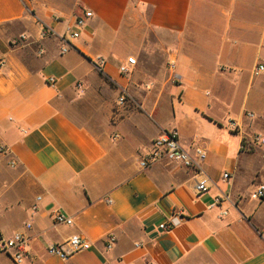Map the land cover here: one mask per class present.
<instances>
[{
	"label": "crops",
	"instance_id": "1",
	"mask_svg": "<svg viewBox=\"0 0 264 264\" xmlns=\"http://www.w3.org/2000/svg\"><path fill=\"white\" fill-rule=\"evenodd\" d=\"M263 62L264 0H0V235L29 239L24 264H264V200L251 197L264 185ZM171 130L193 158L205 151L200 175L140 168ZM74 235L91 248L48 254Z\"/></svg>",
	"mask_w": 264,
	"mask_h": 264
},
{
	"label": "built area",
	"instance_id": "2",
	"mask_svg": "<svg viewBox=\"0 0 264 264\" xmlns=\"http://www.w3.org/2000/svg\"><path fill=\"white\" fill-rule=\"evenodd\" d=\"M93 14L91 12H85L83 16L76 18L72 26H69L65 34L62 36L61 41L64 44L63 53L70 50V42L77 40L81 36L82 29L86 26L87 20L91 18ZM44 37L54 36L55 31L52 28L46 27L43 30ZM26 40V36L21 35L11 42L12 45H18L20 42ZM98 64L100 66H105L106 61L103 58H98ZM137 63L136 58H128L129 66H135ZM175 59L171 60L169 63L170 70L175 68ZM120 72L122 74L129 73L128 66H120ZM254 76H260L264 73V62L256 66L254 70ZM48 83L52 86L56 83L55 78H50ZM127 95L122 93L118 99L119 105H124L127 102ZM256 142L264 144V138L257 136L255 137ZM197 158H193L181 145L179 140V134L177 130H171L163 133L161 136L157 137L152 144V149L143 157L139 162V166L142 169H147L153 164L168 160L170 162H177L187 169H192L196 175L201 174V162L206 159V153L203 150H196ZM224 178H228V174L224 175ZM208 180L201 178L196 180L195 191L197 194L207 192L209 190ZM252 199L254 200H264V185L259 186L252 194ZM37 201L41 200L38 196ZM108 203L111 205L112 201L109 200ZM33 211H37V206L35 205ZM55 221L59 225H73V219L66 216L61 212H57L55 215ZM180 224V218L178 215H173L169 222L160 226L164 231H169ZM31 224L27 226L28 229L31 228ZM112 241L109 242L107 249L112 248ZM91 248V243L83 236L74 235L69 238L66 242L61 244H53L48 246V254L50 256H56L63 260H68L73 255L89 250ZM29 255V239L22 233H15L9 238H4L0 235V258H7L11 264H24L26 258Z\"/></svg>",
	"mask_w": 264,
	"mask_h": 264
}]
</instances>
